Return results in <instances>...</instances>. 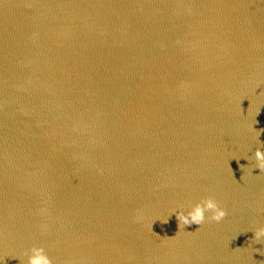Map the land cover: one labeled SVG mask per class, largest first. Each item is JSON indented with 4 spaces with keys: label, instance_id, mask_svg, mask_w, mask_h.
<instances>
[{
    "label": "water",
    "instance_id": "95a60500",
    "mask_svg": "<svg viewBox=\"0 0 264 264\" xmlns=\"http://www.w3.org/2000/svg\"><path fill=\"white\" fill-rule=\"evenodd\" d=\"M261 129L264 0H0V264H264Z\"/></svg>",
    "mask_w": 264,
    "mask_h": 264
},
{
    "label": "clouds",
    "instance_id": "9594fccd",
    "mask_svg": "<svg viewBox=\"0 0 264 264\" xmlns=\"http://www.w3.org/2000/svg\"><path fill=\"white\" fill-rule=\"evenodd\" d=\"M258 123V121H257ZM255 131V129H253ZM261 132H264V129L256 131V138L259 140ZM255 158V168H259L261 172H264V150L257 148L254 154ZM241 169H244V165H240ZM47 209H42L41 212H46ZM176 218L178 221V228L180 231H183L186 226H191L193 224L202 226L206 220L209 222L220 223L223 221L227 215L228 211L223 208L214 197L208 196L200 200V202L191 206L189 210L175 211ZM211 213L210 215H207ZM142 220L143 217L140 216L137 218ZM169 219V218H168ZM168 219H164L162 223H168ZM151 228V225H149ZM173 239V238H167ZM253 243L264 244V227H259L254 230ZM24 257H27L26 264H54L52 258L47 254L46 248L44 246H33L30 250L26 251L22 256H16L21 264H25Z\"/></svg>",
    "mask_w": 264,
    "mask_h": 264
}]
</instances>
